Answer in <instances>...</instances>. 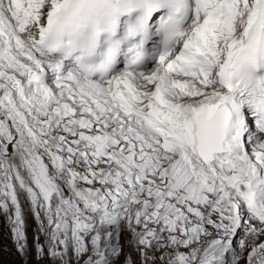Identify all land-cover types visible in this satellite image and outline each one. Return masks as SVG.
Listing matches in <instances>:
<instances>
[{
	"label": "snow or ice",
	"instance_id": "6c2138e0",
	"mask_svg": "<svg viewBox=\"0 0 264 264\" xmlns=\"http://www.w3.org/2000/svg\"><path fill=\"white\" fill-rule=\"evenodd\" d=\"M122 25L126 64L68 58ZM24 199L65 250L115 222L122 264H264V0H0V209Z\"/></svg>",
	"mask_w": 264,
	"mask_h": 264
},
{
	"label": "rangeland",
	"instance_id": "374dc122",
	"mask_svg": "<svg viewBox=\"0 0 264 264\" xmlns=\"http://www.w3.org/2000/svg\"><path fill=\"white\" fill-rule=\"evenodd\" d=\"M19 218L16 208L8 211L0 209V264H122L123 256H116L114 246L119 238L120 226L109 222L96 233L84 237L83 243L77 241L61 248L59 237L49 224L47 211L30 200L24 199L19 207ZM11 219H10V218ZM22 221V225L20 223ZM13 229L17 234L22 230L26 235V254L17 251V242H14ZM113 236L112 246L104 242V234ZM43 246V251H39ZM60 249V253H57ZM66 251V258L62 253Z\"/></svg>",
	"mask_w": 264,
	"mask_h": 264
},
{
	"label": "clouds",
	"instance_id": "9594fccd",
	"mask_svg": "<svg viewBox=\"0 0 264 264\" xmlns=\"http://www.w3.org/2000/svg\"><path fill=\"white\" fill-rule=\"evenodd\" d=\"M117 39L123 41V38H121L119 36V31L117 32V34L115 36H109L107 34H102L101 37L99 38L98 42H97L96 47L95 48H88L85 46L86 38H84V40L81 41V45H80L79 49L77 51L71 52V55L68 56V58L72 59L75 62L77 57H81L80 62L85 66V68L86 69L91 68L93 70L94 75H99L100 74V67L99 66L106 59V54H107V50L110 46V42L113 40H117ZM145 48H146V46H145ZM122 51H123V44L121 45L120 54L116 56L117 61L119 60V58L122 54ZM56 53H60L59 58H61L65 55V53L62 51H59ZM145 57H146V51H145Z\"/></svg>",
	"mask_w": 264,
	"mask_h": 264
},
{
	"label": "bare ground",
	"instance_id": "6f19581e",
	"mask_svg": "<svg viewBox=\"0 0 264 264\" xmlns=\"http://www.w3.org/2000/svg\"><path fill=\"white\" fill-rule=\"evenodd\" d=\"M10 218V217H9ZM11 219V218H10Z\"/></svg>",
	"mask_w": 264,
	"mask_h": 264
}]
</instances>
